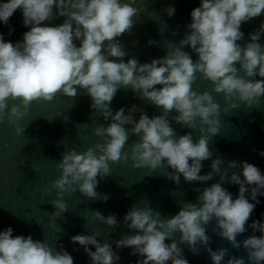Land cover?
Segmentation results:
<instances>
[{"label":"clouds","instance_id":"obj_1","mask_svg":"<svg viewBox=\"0 0 264 264\" xmlns=\"http://www.w3.org/2000/svg\"><path fill=\"white\" fill-rule=\"evenodd\" d=\"M54 7L57 15L65 17L64 22L41 26L42 22L53 18ZM17 9L22 12L23 25L30 26V30L23 33L22 42L15 44L6 42L0 34V123L6 119L14 126L16 135H21L25 127L18 121L28 114L33 101L49 102L58 93L75 97L77 87L91 98L92 109L105 120H111L107 127L100 125L94 129V135L100 140L84 152L73 149L62 154L56 164L60 175L50 187L42 190L45 195L56 192V198L50 201L55 208L51 215L62 218L68 210L63 197L77 191L87 198L107 201L108 196H101L95 189L97 176L103 179L111 175L109 162L130 160L133 168L148 169L149 174L164 167L166 162L173 171L165 175L176 184L181 176L191 183L206 182L218 175L220 183L193 189L199 193L197 203H183L171 218L161 219V214L149 206L133 205L123 216V223L136 234L125 235L114 243L116 248H131L130 255L141 257L136 264H168L169 261L189 264L179 244H187L193 254L198 252V245L204 246L212 264H223L228 250L213 251L208 247L210 237L206 235V226L215 220L213 231L234 248H240L241 242L236 237L247 230L245 225L260 203L257 196H264V175L246 161H230L228 168L242 169L234 172L228 181L239 186L235 199L221 186L227 176V169L221 168L222 159L212 160L211 171L200 175L202 161L212 157L208 144L211 137L219 134L221 106L210 92H198L193 84L198 73L212 84V92L223 94L227 104L225 114L241 104L247 108L260 106L264 79L249 78L257 75L264 78V47L257 42L264 33V23L249 34L250 42L244 47L237 41L244 37L241 24L264 12V0H201L200 6L190 13L191 22L186 25L187 32L179 46L168 42L165 56L150 63H140L136 57L124 62L127 53L116 38L132 29L133 17L139 11L128 2L7 0L0 3V22L7 25ZM165 11L171 17L175 8L169 6ZM12 31L10 29L9 34ZM74 40H79L80 45L76 46ZM155 43L148 41L149 45ZM184 46L198 55L195 62L182 50ZM237 63L239 69L235 66ZM156 85L162 87L157 89ZM121 88H131L140 99L160 108L162 114L149 118L141 113L135 121L133 113L140 110L133 105L127 115L123 107L113 115L109 105ZM9 101L13 102L11 106ZM173 110L178 115L173 116L172 121L199 131L195 143L190 133L175 134L168 119ZM124 125H132L130 131ZM130 134L139 139L126 152L123 150ZM258 154L264 156V151ZM246 192H250L249 198ZM92 219L109 228L118 223L115 214L105 217L99 211L92 212ZM52 226L57 233L62 231L59 226ZM250 227L261 235L249 236L242 245L248 264H261L264 262V223L253 221ZM175 233L180 234L179 244L172 239ZM98 236L99 232L77 234L71 236L70 241L83 247L91 264H117L119 255L109 243L99 242ZM166 239L172 242L165 243ZM89 245L95 251L90 250ZM0 264H74V260L63 247L57 251L47 241L13 236V229L8 227L0 231ZM227 264H245V259L229 256Z\"/></svg>","mask_w":264,"mask_h":264},{"label":"water","instance_id":"obj_2","mask_svg":"<svg viewBox=\"0 0 264 264\" xmlns=\"http://www.w3.org/2000/svg\"><path fill=\"white\" fill-rule=\"evenodd\" d=\"M6 2L7 0H0V3ZM121 2H128L139 10L133 17L132 29L116 38L127 53L123 58L124 62L136 57L140 63H150L153 59L165 56L168 42L179 46V41L187 32L186 25L191 22L190 13L200 6L201 0H121ZM169 6L175 8V13L171 17L165 11ZM64 19L65 17L56 14L54 7L53 18L42 22L41 26H57L62 24ZM262 23H264V12L258 17L243 22L240 31L244 33V37L237 43L244 47L250 42L249 34L259 30ZM10 29H13L11 34H9ZM28 30L30 26L23 25L20 9L9 18L7 25L0 22V34H3L6 42L13 44L22 42L23 33ZM173 32L177 34L173 35ZM149 40L156 43L149 45ZM257 42L264 47V33H261ZM74 43L76 46L80 45L79 40H74ZM182 50L188 52L194 62L198 59V55L189 46H184ZM109 59L116 58L109 57ZM235 66L240 68L239 63ZM249 79L264 78L257 75ZM155 87L159 89L162 85ZM193 89L198 92H210L214 101L221 106L219 134L209 140L208 147L212 157L202 161L200 175H206L211 171L212 160L222 159L221 168L227 169V176L221 186L226 188L235 199L239 193V186L228 181L234 172L239 173L242 169L228 168L230 161H246L258 167L264 175V156L258 154L264 151V96L261 97L259 107L247 108L241 104L238 109L225 114L224 109L227 104L223 94L212 92V84L202 79L198 73ZM12 103L9 101V106ZM91 103L92 100L86 92L77 87L75 97H66L58 93L49 102L33 101L28 114L18 121L21 127H25L21 135H16L14 126L9 125L6 119L0 123V231L11 227L13 236H31L34 241H47L57 251L63 247L73 257L74 264H91V260L83 247L72 243L70 237L99 232L100 236L97 240L101 243H109L113 251L119 255L117 264H136L138 259H142L141 257L130 255L131 248H116L114 243L125 235L136 234L123 223L126 212L133 205L149 206L161 214V219L171 218L178 213L183 203H197L196 198L199 193L193 189H203L213 183H220V177L214 175L206 182L187 183L181 176L179 184H176L165 175L173 171L166 166V162L164 167L150 174L148 169L133 168L130 160L115 164L109 162L111 175L103 179L97 176L98 186L95 189L101 196L107 195V201L90 199L77 191L63 197L68 210L63 213L62 218L52 216L55 208L50 201L56 198V192L53 190L51 195H45L42 190L50 187L51 182L60 175L56 164L62 159V154L73 149L78 153L84 152L100 140L94 135V129L100 125L107 127L111 123L110 119L105 120L98 111L92 109ZM133 105L140 110L133 113L135 121L139 120L141 113L147 114L149 118L162 114L160 108L146 99H140L131 88L119 89L109 107L113 115L121 107L125 108L127 115L128 109ZM175 115L178 113L173 110L168 117L175 134L182 136L190 133L195 143L199 139V131L176 124L172 121ZM124 127L130 131L132 125H124ZM138 139V136L130 134L123 151H129L131 145ZM245 196L249 198L250 192H246ZM257 199L260 203L245 225L247 230L236 237L237 241L241 242L240 248H234L229 241L213 231L215 220L210 221L206 226V235L210 237L208 247L213 251L221 248L228 250L223 264H227L229 256L244 258L245 264H248L247 252L242 241L252 235L257 237L261 235L259 231L253 232L250 227L253 221L264 223V215H262L264 196H257ZM95 211H99L105 217L110 213L115 214L117 226L109 228L100 221L92 219V212ZM52 225L59 226L62 231L57 233ZM179 237L180 234L175 233L172 239L179 244ZM172 239H166L165 243L170 244ZM179 246L189 264H212L204 246L198 245L196 254H193L187 244H179ZM88 247L95 251L93 246ZM168 264H171V261Z\"/></svg>","mask_w":264,"mask_h":264}]
</instances>
